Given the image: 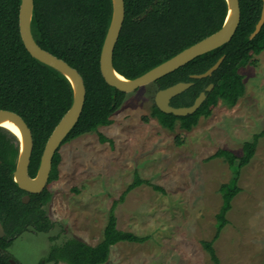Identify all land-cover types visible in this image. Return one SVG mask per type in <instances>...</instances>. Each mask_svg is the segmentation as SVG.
I'll use <instances>...</instances> for the list:
<instances>
[{"label":"trees","instance_id":"obj_1","mask_svg":"<svg viewBox=\"0 0 264 264\" xmlns=\"http://www.w3.org/2000/svg\"><path fill=\"white\" fill-rule=\"evenodd\" d=\"M124 19L113 49L112 65L127 79L141 75L150 68L175 55L182 49L218 30L227 15L226 0H123ZM240 19L231 39L183 66L155 80L154 92L178 81L193 84L170 100L173 106L192 104L204 87L213 83L198 109L185 116L161 112L153 103L150 115L156 117L166 130L175 126L190 130L200 117H208L219 101L233 106L245 91L243 76L238 66L255 64L253 57L264 50V23L257 34L249 37L257 22L261 0H238ZM20 0H0V109L17 113L27 124L32 136L28 174L37 171L40 155L51 131L68 110L73 99L69 80L57 70L33 58L25 49L18 30ZM112 16V0H33L30 31L34 41L44 50L64 60L81 75L85 99L77 122L63 138L62 144L82 134L96 131L99 126L112 123L111 115L123 104L124 92L108 85L99 70V55ZM220 65L206 78L192 79L191 74L201 73L219 57ZM264 135V126L251 140L242 144V155L218 149L213 157H223L238 175V169L253 157L258 139ZM101 141L111 139L99 135ZM177 144L180 141L177 139ZM18 153V139L0 126V202L3 222L9 225L12 238L29 227L46 233L53 224L40 207L50 199L47 188L32 194L29 204L21 203L23 192L13 180ZM237 160V165H234ZM60 154L51 161L48 183L57 179ZM232 169V170H233ZM234 171V170H233ZM146 179L134 175L117 199L112 200L99 242L89 245L74 237L52 244L46 261L53 264H104L110 247L117 242L140 243L147 236H139L116 227L115 207L125 195ZM150 185V184H149ZM156 190L161 187L151 185ZM222 202L215 216V233L210 241L203 242L213 264H220L212 246L227 223L226 213L240 188L235 176L220 186ZM0 254V264H10Z\"/></svg>","mask_w":264,"mask_h":264},{"label":"rangeland","instance_id":"obj_2","mask_svg":"<svg viewBox=\"0 0 264 264\" xmlns=\"http://www.w3.org/2000/svg\"><path fill=\"white\" fill-rule=\"evenodd\" d=\"M253 59L238 66L245 91L236 104L219 101L190 130L178 124L166 130L150 115L149 84L125 94L111 124L61 144L44 207L53 226L46 233L27 229L7 253L19 264H53L45 260L52 244L71 237L96 244L112 200L137 174L150 185L133 188L117 204L116 227L147 239L115 243L104 264H213L203 242L215 233L220 186L236 176L240 190L212 246L220 264H264V135L238 175L223 157L212 156L218 149L242 155V144L264 126V50Z\"/></svg>","mask_w":264,"mask_h":264},{"label":"water","instance_id":"obj_3","mask_svg":"<svg viewBox=\"0 0 264 264\" xmlns=\"http://www.w3.org/2000/svg\"><path fill=\"white\" fill-rule=\"evenodd\" d=\"M226 2L228 7L227 15L224 23L218 30L182 49L175 55L150 68L141 75L132 79H127L117 73L112 65L113 49L124 19V1L112 0V16L99 55V70L102 78L108 85L114 87L118 91L128 93L135 91L140 87L152 84L155 80L183 66L195 57L228 42L233 36L239 23L240 10L238 0H226ZM32 6L33 0H20L18 9V30L21 41L26 51L33 58L63 74L69 80L73 89L72 103L48 136L40 155L37 171L33 177H30L28 174L29 157L32 149L31 132L25 121L17 113L10 110L0 109V121L2 119H7L14 123L19 128L22 137L21 145V142L16 135L18 139V153L12 173L13 180L19 188L37 193L47 184L51 168V160L54 153L80 116L85 99V87L83 79L76 69L71 67L64 60L41 48L32 38L30 31ZM263 23L264 0H261L260 15L249 36L250 38L259 32ZM223 58L224 56L219 57L205 71L191 74L190 78L199 79L211 76L220 65ZM111 71L122 77L123 80L113 77ZM192 84V81H178L165 88L156 89L153 96V103L161 112L166 114H172L174 116L192 114L206 98V92L213 88V83L207 84L204 89L198 93L192 104L188 106H173L170 104V100L174 96L182 93Z\"/></svg>","mask_w":264,"mask_h":264},{"label":"flooded vegetation","instance_id":"obj_4","mask_svg":"<svg viewBox=\"0 0 264 264\" xmlns=\"http://www.w3.org/2000/svg\"><path fill=\"white\" fill-rule=\"evenodd\" d=\"M62 144V142L60 143V145ZM59 145V146H60ZM59 148V147H58ZM56 152H58V149L56 150ZM55 152V153H56ZM54 153V154H55ZM52 161V160H51ZM47 185H48V181H47V184L46 186L43 188H47ZM21 189V188H20ZM42 189V190H43ZM23 192L20 194L19 196V199L21 201V203H24V204H29L30 203V200H31V195L32 194H37V193H40V192H37V193H33V192H29V191H26V190H23L21 189ZM0 193H2V190L0 189ZM27 197V198H26ZM51 197V195H50ZM50 200V199H49ZM47 200L45 203L41 204L40 207L44 210L45 212V209L44 207L46 206V204L48 203ZM46 215V213H45ZM6 224H8L7 222H5ZM5 223L3 222V207H2V203L0 202V254L4 255V256H7V261L10 262V264H19L17 261H15L12 256L10 254L7 253L8 249L11 247L12 245V242L19 236H15L14 238H12V234L10 233V230H9V225H5ZM28 229H31L30 227ZM24 232H27V230L23 231L22 233ZM21 233V234H22ZM13 262V263H12Z\"/></svg>","mask_w":264,"mask_h":264},{"label":"bare ground","instance_id":"obj_5","mask_svg":"<svg viewBox=\"0 0 264 264\" xmlns=\"http://www.w3.org/2000/svg\"><path fill=\"white\" fill-rule=\"evenodd\" d=\"M111 74L113 77H115L116 79H119V80H123L122 77H120L119 75H117L115 72L111 71ZM0 126L8 129L9 131H11L14 135H17V137L19 138L20 142H21V145H22V137H21V133H20V130L19 128L14 124L12 123L11 121L7 120V119H2L0 121Z\"/></svg>","mask_w":264,"mask_h":264}]
</instances>
